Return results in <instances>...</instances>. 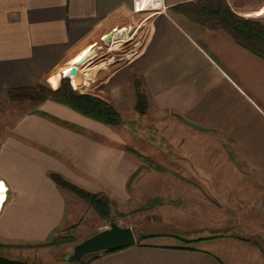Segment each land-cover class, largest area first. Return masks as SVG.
I'll return each mask as SVG.
<instances>
[{"label": "crops", "instance_id": "crops-1", "mask_svg": "<svg viewBox=\"0 0 264 264\" xmlns=\"http://www.w3.org/2000/svg\"><path fill=\"white\" fill-rule=\"evenodd\" d=\"M160 1V8H151L150 0H0V183L8 188L0 245L12 259L20 260L23 246L48 242L67 221L74 196L52 175L99 193L121 187L128 168L123 172L120 144L104 125L55 101L36 106L11 99V92L46 85L56 90L62 70L91 52L92 63L105 62L129 43L128 52L137 54L121 69L104 72L98 97L110 103L112 91L117 102L133 103L140 78L156 114L177 115L182 132L226 140L233 153L252 156L248 167L256 177L242 181L249 199L242 198L248 215L241 217L249 220V235L264 238V60L227 32L175 11L200 0ZM226 1L239 16L264 18V0ZM88 67L82 69L86 77H78L81 91L91 83ZM10 102L30 108L8 124L3 106ZM106 136L114 139L112 147L99 140ZM92 264H264V252L250 238H226L197 248L133 246Z\"/></svg>", "mask_w": 264, "mask_h": 264}, {"label": "rangeland", "instance_id": "rangeland-1", "mask_svg": "<svg viewBox=\"0 0 264 264\" xmlns=\"http://www.w3.org/2000/svg\"><path fill=\"white\" fill-rule=\"evenodd\" d=\"M247 19L264 22V18ZM129 44L122 45L110 54L108 60L102 62V68L95 66L97 62L92 64L94 69L91 77L95 78L97 84L92 83V88L85 92H75L99 98V94H102L100 91H103L99 83L104 81V72L112 73L113 68L128 62L125 53L128 55ZM137 50L139 52L140 48ZM64 83L72 88L69 82L62 80L56 90L63 87ZM138 84L141 94L147 99L140 78L135 80L136 99L133 103L124 104L122 100L121 103L117 102L112 97V91L106 95L108 99L112 98L110 103L99 98L117 111L123 120L122 125L108 126L89 118L115 134L111 136L120 144L123 172L128 168L127 179L121 187L101 188L99 192L109 199L111 222L132 228L137 236L138 245L135 246L197 248L210 240L233 238L245 242V239L250 238L257 241L264 252L263 236L256 238L249 235V220L241 217L248 215L245 207L248 202L242 201V181L256 177L248 167L249 162L254 161L252 156L233 153L234 149L226 140L210 138L207 134L201 139H195L192 134L182 132L183 122L177 115L156 114L155 107L150 106L148 99L144 113L139 112ZM46 87L55 90L50 85ZM29 108L28 103L25 106L7 103L3 106L7 115L6 123L11 124L13 117L20 116ZM99 140L106 147L114 145L111 143L114 139L108 136ZM63 190L73 194L74 199L69 203L67 221L50 240L52 243L61 239V245L23 246L21 254L17 256L21 261L28 264H75L67 260L74 253L75 247L109 228L111 222L102 219L74 193ZM244 198L248 200L249 196ZM258 206H254L255 213ZM262 212L264 215V206ZM0 256L12 259L13 255L1 249Z\"/></svg>", "mask_w": 264, "mask_h": 264}, {"label": "trees", "instance_id": "trees-1", "mask_svg": "<svg viewBox=\"0 0 264 264\" xmlns=\"http://www.w3.org/2000/svg\"><path fill=\"white\" fill-rule=\"evenodd\" d=\"M175 11L194 19L206 29L227 32L238 45L264 60V22L237 15L226 0H200L196 3L179 6L175 8ZM137 89L139 90L138 111L144 113L147 107V99L141 94L139 84ZM10 97L19 101H28L36 106L51 100L68 106L81 115L105 125L118 126L123 124V120L117 111L108 103L91 95H79L72 90L68 83H64L63 87L58 90L39 86L33 89L11 92ZM52 178L61 189L74 193L88 203L102 219L111 222V207L109 199L104 194L93 193L80 188L60 175H52ZM50 240L37 246H58L62 243L61 239L52 243ZM3 248L5 247L0 245V250ZM117 252L120 251L91 254L75 264H92L102 255Z\"/></svg>", "mask_w": 264, "mask_h": 264}, {"label": "water", "instance_id": "water-1", "mask_svg": "<svg viewBox=\"0 0 264 264\" xmlns=\"http://www.w3.org/2000/svg\"><path fill=\"white\" fill-rule=\"evenodd\" d=\"M125 39V38H123ZM114 42V41H113ZM111 40L108 41L109 45H119V41L113 43ZM101 51V49H99ZM88 58H83L79 65H85L90 59L95 57V53ZM78 65V66H79ZM72 76L78 75L77 68L71 71ZM137 244V236L132 228L121 227L120 225L111 222L108 229L103 230L91 238L78 244L74 253L67 258L70 263H77L83 260L84 257L91 254H99L104 252H116L125 250ZM0 264H27L24 261L14 260L0 256Z\"/></svg>", "mask_w": 264, "mask_h": 264}, {"label": "built area", "instance_id": "built-area-1", "mask_svg": "<svg viewBox=\"0 0 264 264\" xmlns=\"http://www.w3.org/2000/svg\"><path fill=\"white\" fill-rule=\"evenodd\" d=\"M99 47H97L96 49H98ZM93 49H95V48H93ZM99 51V50H98ZM132 51L133 50H130V52L128 53V55H127V58L126 59H131L133 56H135L137 53H132ZM100 52V51H99ZM124 59H122V61H123ZM120 61V60H119ZM111 63V62H110ZM89 64V67L88 68H92V69H94L93 67H92V64H94V63H92V60H89V62L87 63V64H85V65H83V66H78V65H71V66H69V68L67 69V72L65 71V70H62V72L61 73H63V74H61L62 75V80L63 81H65V82H69L70 84H71V86H72V88H73V90L74 91H77L76 90V88H75V86L72 84V79L73 78H76V77H81L82 76V72H81V70L82 69H84V67L85 66H87ZM102 65V64H97V65H95V66H97V67H100V66ZM74 68H77V70H78V75L77 76H72L71 75V71L74 69ZM68 74V77H67V74ZM86 75V74H85ZM86 77V76H85ZM89 79V78H88ZM91 79V82L92 83H94L96 80H95V78H90ZM2 191V190H1ZM4 192H5V196H4V199H3V203H2V205H1V209H2V206H3V204H4V202L6 201V198H7V193H8V188H6L5 187V189L3 190ZM1 209H0V212H1Z\"/></svg>", "mask_w": 264, "mask_h": 264}, {"label": "bare ground", "instance_id": "bare-ground-1", "mask_svg": "<svg viewBox=\"0 0 264 264\" xmlns=\"http://www.w3.org/2000/svg\"><path fill=\"white\" fill-rule=\"evenodd\" d=\"M150 2H151V5H150V7L151 8H160L161 6H162V3H161V1L160 0H150ZM141 3V2H140ZM140 6H142V3H141V5ZM145 6V5H144ZM147 6V5H146ZM143 49V48H142ZM141 51V50H140ZM139 51V52H140ZM129 53V52H128ZM126 56H127V54H125ZM140 56V55H139ZM138 56V57H139ZM128 60V59H127ZM98 60H96V62H97ZM125 63V62H124ZM120 69H121V67H120ZM86 70H82V76L81 77H84V76H86L85 74H86ZM84 73V74H83ZM109 75V74H108ZM107 76V75H106ZM96 83V82H95ZM94 83V84H95ZM97 84V83H96ZM73 85L75 86V88H76V90L77 91H81L80 90V88H79V85H78V77H76V78H74L73 79ZM83 85V84H82ZM82 92H85V91H87V90H89L90 88H92V82L91 83H87V84H85V85H83L82 87ZM101 92V91H100ZM104 92V91H103ZM5 189V185L2 183H0V193H1V190H4ZM2 194H3V192H2ZM4 199V195H1L0 194V209H1V205H2V200Z\"/></svg>", "mask_w": 264, "mask_h": 264}]
</instances>
